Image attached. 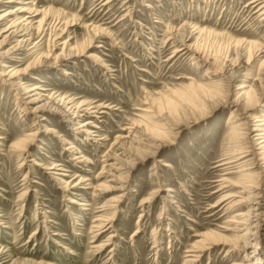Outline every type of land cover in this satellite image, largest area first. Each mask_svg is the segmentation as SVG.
<instances>
[{
	"label": "rangeland",
	"instance_id": "rangeland-1",
	"mask_svg": "<svg viewBox=\"0 0 264 264\" xmlns=\"http://www.w3.org/2000/svg\"><path fill=\"white\" fill-rule=\"evenodd\" d=\"M2 16L0 264H264L262 3L0 0Z\"/></svg>",
	"mask_w": 264,
	"mask_h": 264
},
{
	"label": "bare ground",
	"instance_id": "bare-ground-1",
	"mask_svg": "<svg viewBox=\"0 0 264 264\" xmlns=\"http://www.w3.org/2000/svg\"><path fill=\"white\" fill-rule=\"evenodd\" d=\"M253 3H258V4H261L262 3V5H263V7H264V3H263V0H253ZM250 4V3H249ZM251 6H253V5H251ZM22 11V10H24V9H22L21 10V7H19V8H16V11ZM15 12V11H14ZM14 12H11V13H14ZM9 14V13H8ZM8 14H5V16L4 17H6V15H8ZM3 16L0 18V19H3L4 18ZM26 20V19H25ZM16 25L14 24V25H10L9 26V28L10 27H15ZM19 25H18V27L15 29V30H13L12 31V33L11 34H13V37H15V36H17V35H19ZM8 30V29H7ZM182 50V49H181ZM12 74L14 75L15 74V71L14 72H12ZM16 75V74H15ZM245 86H240L239 88L240 89H242V88H244ZM252 89V88H251ZM250 90V89H249ZM248 90V91H249ZM30 91V90H29ZM252 92V91H251ZM242 95L246 98V104L248 103V102H252V103H249V105H247V108L248 109H252L256 104L255 103H253L254 102V100H255V95H254V93L252 92V94L251 93H249V92H243L242 93ZM247 95V96H246ZM242 97V96H241ZM240 97V98H241ZM243 97V98H244ZM257 103V102H256ZM241 105V104H240ZM245 107V106H244ZM242 108V107H241ZM247 108H245V109H247ZM242 110H243V108H242ZM237 116V115H236ZM260 117V116H259ZM261 117H263V119H261V118H258V117H252L251 119H250V121L252 122V121H254L255 123H248V129H252V127H254V132L255 131H257L256 132V134H255V140L256 141H258V144H260V145H263L264 146V114L261 116ZM88 123H90V122H88V121H86L85 123H83V126H86V125H88ZM88 129V128H87ZM86 129V130H87ZM244 129H246V128H244ZM263 146H261V148L263 147ZM16 147V146H15ZM17 147H18V149H19V145H17ZM24 163V162H23ZM142 214V213H141ZM114 216L115 215H113V216H109L108 218H100V219H98L100 222L97 224V229H96V233L93 235V237H95V238H100L102 235H104L106 232H108L109 230H110V228L112 227V225L110 224V223H112V221L114 220ZM108 221V223L107 224H105L106 222ZM36 233V232H35ZM98 238H97V240H98ZM206 237H204V238H202V239H205ZM97 240L95 239V240H93V241H91V243H95V244H91L92 246L91 247H93L95 250H94V252H98L100 249H102V247H104L106 244H108V243H106V242H101V243H97ZM111 240V237L110 238H108V241H110ZM206 240V239H205ZM202 241V240H201ZM210 244H214V243H211L210 242ZM193 261H197L196 260V258L193 260ZM191 262V261H190Z\"/></svg>",
	"mask_w": 264,
	"mask_h": 264
}]
</instances>
